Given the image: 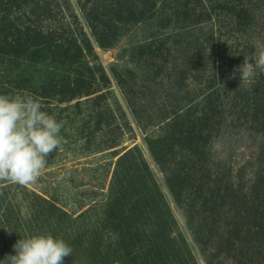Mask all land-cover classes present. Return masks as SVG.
I'll return each instance as SVG.
<instances>
[{"label":"rangeland","instance_id":"374dc122","mask_svg":"<svg viewBox=\"0 0 264 264\" xmlns=\"http://www.w3.org/2000/svg\"><path fill=\"white\" fill-rule=\"evenodd\" d=\"M46 1L42 11L47 16L42 19H51L48 26L58 25L83 46V74L68 75L62 94L42 97L30 86L35 84L39 91L49 75L61 76L60 72L48 74L42 64L21 73L7 60L3 66L0 62V95H32L43 111L63 122L61 146L46 158L36 184L0 181V189H5L0 192V204H4L0 208V264H7L3 260L14 254L13 245L21 237L47 233L72 247L64 264H141L140 247L148 244L141 241L142 233L149 236L157 229L153 218L142 220L152 209L136 196L138 192L142 197L134 181L139 173L128 165L141 169V163L148 173H140L154 180L155 192L161 193L174 220L172 235L166 238L167 250L174 245L170 241L188 249L181 262L264 264L254 249L256 225L264 226V211L254 210L258 199L254 187L264 163V73L255 69L244 80L239 71L234 73L245 57L264 51V0H228L249 6L252 16L245 22L226 8L211 12L210 2L222 0H191L190 5L197 8L192 20L198 15L207 19L208 12L211 20L192 28L201 38L197 49L202 52L197 53L198 61L187 64L188 56L176 52L175 23L159 31L173 37L166 44L168 50L158 53L146 46L164 18L163 1L157 0V15L148 23L122 27L116 22L109 28L93 27L91 19L100 15H91L87 0ZM143 1L122 3L138 12ZM103 2L108 8L120 1ZM147 4L144 10L150 16L154 11H147ZM115 36L118 39L111 41ZM100 40L113 45L103 46ZM177 114H187V128L204 138L202 149L195 139L194 150H189L177 134ZM126 153L128 159L119 165ZM175 176L181 183L196 182L195 187L182 186L176 196L178 191L170 183ZM119 183L127 185V190ZM232 185L245 197H233L226 189ZM43 199L68 214L61 216L66 224L44 223L47 215L61 214ZM122 206L134 209L139 221L133 218L113 227L106 215ZM38 212L43 215H35ZM262 212L263 218L257 217ZM36 217L40 221L30 224Z\"/></svg>","mask_w":264,"mask_h":264},{"label":"trees","instance_id":"16d2710c","mask_svg":"<svg viewBox=\"0 0 264 264\" xmlns=\"http://www.w3.org/2000/svg\"><path fill=\"white\" fill-rule=\"evenodd\" d=\"M42 1V2H41ZM120 2H111L107 8V5L103 2V0H87L88 5H92V12L99 13L100 16L98 18L91 19L93 23V27H106L109 28L114 23H119L122 27H130L131 25L139 26L148 23L153 16L157 15L158 10L157 7V0H144L143 4H141L142 8L138 12L135 10H131L126 8L123 5L122 0ZM163 1L164 6L162 7V20L160 23L155 26L158 31H153L149 35L147 40L150 41L147 43V48H156V51L160 53V50L164 48L168 50L167 45L173 37H169L170 34L167 32H159L160 30L169 28L172 23L174 25L173 31L176 32V37L178 40L175 42V47H177L176 52L183 56H188L187 63H195L200 59V56L197 58V53L201 54L202 50L197 49L199 47L201 38L198 37L194 32V27L198 28L204 22H208L211 20L210 12L207 14L206 18L203 19L201 15L195 20H192V16L196 13L195 7H192L191 0H184L185 2L182 3L178 0H160ZM171 1V2H169ZM206 0H204L205 2ZM203 2V3H204ZM43 3L44 5H41ZM147 11L153 12L150 16L146 15L144 9L148 5ZM174 3L175 6H171L170 4ZM217 3V2H216ZM48 2L46 0H0V62L3 66L4 60H7L14 70L18 72L29 73L30 71H34L37 66L42 65L47 69L48 67V74H55L56 71L61 73V76H48V80L43 81L42 88L38 91L35 88V84L30 86L32 92L37 93L39 96L42 97H50L52 95L62 94L63 87L62 85L65 83V79L68 75L74 73L80 75L81 71V64L82 59L86 56L83 46L81 47L78 45V40L74 38L71 34H66L65 32L62 33V29L59 28L58 25L53 24V26H48L47 23L51 19L44 18L42 16H47L43 14V6H47ZM211 4V12L220 9H228L230 13L234 14V16H238L242 22H245L248 18L250 19L252 13H250L249 6L240 2V4H235L233 1L228 2V0H222V2L215 4L214 2H210ZM115 5L116 7L113 8ZM156 9V11H155ZM168 9L169 13L166 12ZM47 13H49L50 9H45ZM102 10V12H100ZM115 10V12H114ZM127 13V14H124ZM116 14V18L110 19V16ZM49 15V14H48ZM204 15V14H202ZM102 17V18H101ZM105 18V19H104ZM254 18V16H253ZM248 19V20H249ZM150 25V24H148ZM118 28V26H117ZM194 28V29H192ZM3 35V37H1ZM118 38L116 36L111 41H116ZM77 40V41H76ZM103 46H110L113 45V42H106L105 40L102 41ZM186 43V45H185ZM182 47L179 50V47ZM86 52L90 53V50L87 48ZM154 53V52H153ZM155 54V53H154ZM11 67V68H12ZM19 74V73H18ZM83 74V73H82ZM70 79V78H69ZM81 79V78H80ZM61 88L60 90H57ZM183 112V110H182ZM187 114H177V123L179 124L178 135L184 141L187 148L189 150H194L195 146V139L200 140L197 142L199 144V148L202 149V142L204 138L197 135L192 131V129L187 128L189 126V122L186 119ZM167 140V138H165ZM166 140H163L164 142ZM204 143V142H203ZM131 153V151H130ZM129 157V153L124 154L120 157V164L121 165L125 160ZM162 160V159H161ZM130 168H134V172L139 173L138 176L135 178V184L138 185V190L140 189L141 195L137 192L136 196L138 195L139 201L145 203V207L152 209L150 210L149 216L143 217V219L148 218L150 221L152 218L155 223V231H151L152 234L147 236V233H142V240L148 244L146 246L143 244L140 247V255L138 256L141 264H188L181 262L183 257H187L184 253L187 249L186 245L183 246L179 244V242L170 241L174 244L170 246V250H167L166 247V238L170 237L172 233L170 229L173 227L174 220H170L171 213L168 208L167 202L164 200L163 196L160 192H155L156 183L154 180H150V178H143L144 175L140 173V170L145 171L148 173L147 166L145 163H141V169H138L134 164H128ZM264 167V163L261 164ZM260 168L259 176L257 178L256 186L254 187L255 195L258 197L257 204L255 206V212L257 211H264V178L261 179V174H264V168ZM117 174V173H116ZM150 175V174H149ZM178 176V175H177ZM180 176V175H179ZM152 177V176H151ZM174 177L170 179V183L172 184L173 189L178 191L176 196L180 193L181 187L189 186L195 187L196 182L193 181V184H188L186 181L180 182V177ZM183 178H181L182 180ZM127 181V180H126ZM127 183H129L127 181ZM221 184V181L219 182ZM121 188L127 190V185L124 183H119ZM200 188L206 189V186H200ZM235 186L232 185L231 187H227V190H231L233 197L238 196V194L245 197L243 194L240 193V190L234 188ZM219 190H226L225 188L222 189L221 186H218ZM5 190L4 188L0 189ZM123 194H125L123 192ZM135 197V196H133ZM132 197V198H133ZM40 198V197H39ZM45 203L50 205V208L53 210H57L60 212L61 215L54 217L53 215H47L44 219V223L51 224V223H59L66 224L61 216H68V214L58 208L55 205L50 204L47 200H44ZM4 204H0V208H3ZM120 207L117 209H110L109 214L106 215V219L108 221H112L113 227L116 226L117 223L126 224L129 222L130 219L133 220L135 215V210H123ZM51 214V211H49ZM146 213L142 214L145 215ZM35 215L40 216L43 215V212L36 213ZM261 216L263 218V212L257 213V217ZM139 216H137V220ZM135 218V219H136ZM52 219H55L52 220ZM12 219L7 220L8 223H11ZM22 221L21 219H18ZM141 220V221H142ZM17 221V222H19ZM28 221V220H27ZM40 220L38 217L32 218L30 220V224L35 223V225ZM21 224H25L22 222ZM25 228V227H24ZM120 228H122L120 226ZM257 231L256 236L257 238L254 240L255 245L254 249H256V254L259 257H263L264 259V226L262 224L256 225ZM125 232H128V226L125 227ZM125 237V236H124ZM160 237L164 238V243L160 241ZM132 239V238H131ZM100 240V239H99ZM133 240V239H132ZM139 240V239H138ZM137 240V241H138ZM155 242L156 244L153 245L151 242ZM158 246L157 250L154 252L155 248Z\"/></svg>","mask_w":264,"mask_h":264},{"label":"clouds","instance_id":"9594fccd","mask_svg":"<svg viewBox=\"0 0 264 264\" xmlns=\"http://www.w3.org/2000/svg\"><path fill=\"white\" fill-rule=\"evenodd\" d=\"M255 59V64H253ZM255 69L264 73V51L256 57H245L234 69L241 80L251 78ZM63 122L42 110L32 95H0V181L20 186L36 184L47 163V157L61 146ZM14 254L7 264H64L73 249L51 233L21 237L13 245Z\"/></svg>","mask_w":264,"mask_h":264}]
</instances>
